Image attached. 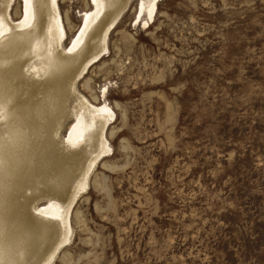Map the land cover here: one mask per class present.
<instances>
[{
    "label": "rangeland",
    "instance_id": "1",
    "mask_svg": "<svg viewBox=\"0 0 264 264\" xmlns=\"http://www.w3.org/2000/svg\"><path fill=\"white\" fill-rule=\"evenodd\" d=\"M141 1L76 82L116 120L52 264H264V0H160L149 27ZM58 8L66 50L92 6ZM8 13L21 22L22 0Z\"/></svg>",
    "mask_w": 264,
    "mask_h": 264
},
{
    "label": "bare ground",
    "instance_id": "2",
    "mask_svg": "<svg viewBox=\"0 0 264 264\" xmlns=\"http://www.w3.org/2000/svg\"><path fill=\"white\" fill-rule=\"evenodd\" d=\"M58 1L22 0L23 19L14 24L12 0H0V264L54 262L72 239L74 203L111 152L106 131L114 111L106 102L91 104L75 85L106 52L131 0H90L66 50ZM159 2L142 0L136 21L149 27ZM73 99L78 112L62 139ZM41 198L47 201L39 208Z\"/></svg>",
    "mask_w": 264,
    "mask_h": 264
}]
</instances>
